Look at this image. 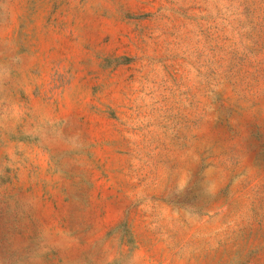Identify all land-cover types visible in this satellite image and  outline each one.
Returning <instances> with one entry per match:
<instances>
[{
    "label": "rangeland",
    "instance_id": "rangeland-1",
    "mask_svg": "<svg viewBox=\"0 0 264 264\" xmlns=\"http://www.w3.org/2000/svg\"><path fill=\"white\" fill-rule=\"evenodd\" d=\"M0 256L264 264V0H0Z\"/></svg>",
    "mask_w": 264,
    "mask_h": 264
},
{
    "label": "clouds",
    "instance_id": "clouds-1",
    "mask_svg": "<svg viewBox=\"0 0 264 264\" xmlns=\"http://www.w3.org/2000/svg\"><path fill=\"white\" fill-rule=\"evenodd\" d=\"M19 163L21 162H17V166H19ZM13 170L15 171V168ZM0 264H13V258L8 257V256H0ZM45 264H46V261H45Z\"/></svg>",
    "mask_w": 264,
    "mask_h": 264
}]
</instances>
